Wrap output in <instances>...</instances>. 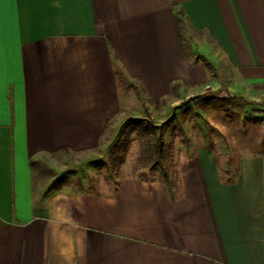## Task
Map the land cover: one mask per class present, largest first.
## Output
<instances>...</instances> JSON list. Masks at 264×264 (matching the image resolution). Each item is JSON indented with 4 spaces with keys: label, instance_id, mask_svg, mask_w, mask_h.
<instances>
[{
    "label": "crops",
    "instance_id": "1",
    "mask_svg": "<svg viewBox=\"0 0 264 264\" xmlns=\"http://www.w3.org/2000/svg\"><path fill=\"white\" fill-rule=\"evenodd\" d=\"M0 16V264H264V156L245 141L233 177L180 139L168 182L105 193L40 191L30 164L100 147L124 80L156 113L181 104L171 126L211 86L264 90V0H13Z\"/></svg>",
    "mask_w": 264,
    "mask_h": 264
},
{
    "label": "rangeland",
    "instance_id": "2",
    "mask_svg": "<svg viewBox=\"0 0 264 264\" xmlns=\"http://www.w3.org/2000/svg\"><path fill=\"white\" fill-rule=\"evenodd\" d=\"M121 86L129 94L128 100L120 113L114 117L109 129L103 133L100 147L87 153L67 151L42 158L34 169L40 191L60 188L69 192L105 193L112 191L124 177L152 178L162 175L159 167H151V161L145 157L143 147L146 137L140 135L135 127L123 126V121L128 117L144 116L154 123H159L165 118L168 110L156 113L154 109H150V101L147 94L141 90V84L133 86L124 80ZM214 89L209 87V92H214ZM248 98L236 96L233 102L240 103L243 107L229 105L232 111H228L219 98H188L186 110L179 114L172 126L169 123L164 129L166 168L170 153L182 151V148L175 147L180 139L206 142L202 148L220 160V172L223 176H235V163L229 162L228 157L236 150V147L232 146L235 140L251 144L252 150L264 156V90L248 95ZM117 139L120 141L115 142ZM214 140L217 145L209 143ZM244 148L249 150L250 147ZM114 153L120 156L121 161L118 164L113 161Z\"/></svg>",
    "mask_w": 264,
    "mask_h": 264
},
{
    "label": "trees",
    "instance_id": "3",
    "mask_svg": "<svg viewBox=\"0 0 264 264\" xmlns=\"http://www.w3.org/2000/svg\"><path fill=\"white\" fill-rule=\"evenodd\" d=\"M175 22L177 26H179V18L175 17ZM219 91L214 92H207L205 98H219L222 100V105L228 110L232 111V109L229 107V105H241V108L243 107L240 103H234L233 100L235 99V95L230 93H225L222 96L217 95ZM242 98V97H241ZM181 106V104H177L172 106L169 113L165 116V118L159 122L154 123L150 118L148 117H128L123 121V126H130L135 127L137 131H139L140 135L145 136V146L143 147V152L145 153V157L148 161H151V167H159L161 170V174L163 178L168 182V171L165 166V143H164V129L166 126L169 125L171 120L173 119L175 115L176 109H178ZM120 139V138H119ZM117 139L115 142H119L120 140ZM124 139L127 140V137ZM114 142V143H115ZM115 164L120 163L121 159L118 153H114V156L112 157ZM38 161L36 160H30V164L33 167V169L36 168V164ZM150 167V168H151Z\"/></svg>",
    "mask_w": 264,
    "mask_h": 264
},
{
    "label": "snow or ice",
    "instance_id": "4",
    "mask_svg": "<svg viewBox=\"0 0 264 264\" xmlns=\"http://www.w3.org/2000/svg\"><path fill=\"white\" fill-rule=\"evenodd\" d=\"M12 2L13 0H0V9H2L5 3H12ZM0 19H2V16H0Z\"/></svg>",
    "mask_w": 264,
    "mask_h": 264
}]
</instances>
